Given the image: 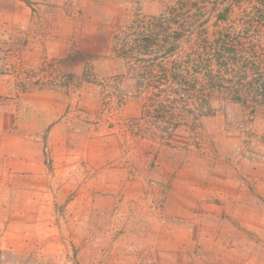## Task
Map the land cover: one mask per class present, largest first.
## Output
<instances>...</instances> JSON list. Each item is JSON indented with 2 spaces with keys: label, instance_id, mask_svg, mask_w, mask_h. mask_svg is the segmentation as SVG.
Here are the masks:
<instances>
[{
  "label": "rangeland",
  "instance_id": "1",
  "mask_svg": "<svg viewBox=\"0 0 264 264\" xmlns=\"http://www.w3.org/2000/svg\"><path fill=\"white\" fill-rule=\"evenodd\" d=\"M176 1L0 0V264H264L263 105L149 115L117 50ZM194 1L212 35L225 0Z\"/></svg>",
  "mask_w": 264,
  "mask_h": 264
},
{
  "label": "trees",
  "instance_id": "2",
  "mask_svg": "<svg viewBox=\"0 0 264 264\" xmlns=\"http://www.w3.org/2000/svg\"><path fill=\"white\" fill-rule=\"evenodd\" d=\"M224 2L212 35L201 29L204 21L186 35L185 13L193 7L206 12L194 0H177L158 16L136 17L124 37L117 35V50L132 62L137 92L146 101L144 112L167 118L179 101H186L190 113L208 117L213 111L211 99L227 95L234 101L251 98L257 107L264 105V71L255 49L260 31L256 24L261 27L264 21L255 20L251 10L232 16L229 10L237 0ZM192 17L195 22L196 13ZM250 72L253 78L245 81Z\"/></svg>",
  "mask_w": 264,
  "mask_h": 264
},
{
  "label": "crops",
  "instance_id": "3",
  "mask_svg": "<svg viewBox=\"0 0 264 264\" xmlns=\"http://www.w3.org/2000/svg\"><path fill=\"white\" fill-rule=\"evenodd\" d=\"M262 108H264V105L262 106Z\"/></svg>",
  "mask_w": 264,
  "mask_h": 264
}]
</instances>
